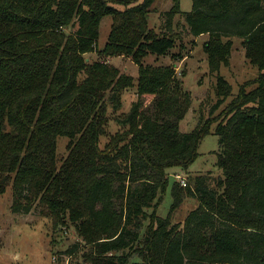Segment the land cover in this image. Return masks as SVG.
<instances>
[{
  "label": "trees",
  "instance_id": "obj_1",
  "mask_svg": "<svg viewBox=\"0 0 264 264\" xmlns=\"http://www.w3.org/2000/svg\"><path fill=\"white\" fill-rule=\"evenodd\" d=\"M124 1L136 3L117 13L102 51L136 60L138 101L127 132L101 149L110 106L134 87L117 67L85 58L101 51V23L114 10L105 0H0V196L12 186L14 213L37 210L55 227L73 226L81 241L65 254L81 264H264V0H192L190 12L173 0L160 33L148 24L157 0ZM177 17L193 37L208 36L211 73L229 65L235 38L260 73L237 95L218 74L211 114L233 98L213 132L222 175H197L185 187L177 180L163 218L156 206L167 170L188 171L211 134L206 122L180 131L192 101L173 66L141 63L175 47ZM59 138L69 140L61 166ZM188 199L197 208L174 223Z\"/></svg>",
  "mask_w": 264,
  "mask_h": 264
},
{
  "label": "rangeland",
  "instance_id": "obj_2",
  "mask_svg": "<svg viewBox=\"0 0 264 264\" xmlns=\"http://www.w3.org/2000/svg\"><path fill=\"white\" fill-rule=\"evenodd\" d=\"M114 10L103 19L100 27L98 48L100 52L87 54L85 58L89 63L105 62L109 66L117 67L123 75L134 78V87L120 92V105L117 110L109 109V124L106 135L101 138L100 147L108 149L112 147V140L124 135L128 128L123 124L134 103L138 101L137 79L139 65L130 55L115 54V50L105 48L114 19L118 12H124L135 5L125 3L124 0H105ZM140 3L143 0H137ZM174 5L173 0H157L149 15L148 24L151 30L160 33L163 22L160 15L169 11ZM192 0H180V8L183 12L192 10ZM175 47L165 56L157 57L149 55L142 60L143 65L169 66L172 65L179 79H182L184 89L191 96V106L180 123L182 133H191L195 129L202 131L203 124L211 128V134L207 135L200 144L199 158L188 171L179 168L167 170L169 184L164 195L161 196L156 213L166 218L172 208V188L177 182V176H182L188 184L191 178L197 175L212 173L214 177L222 175L217 167V153L219 152V138L213 134L216 125L223 120L232 97L227 99L218 110L211 114V109L218 102L216 85L218 74L224 77L232 86L233 95H237L242 86L248 91L252 90V83L259 76V69L246 58L243 47V39H232L233 48L229 65L222 64L220 72L213 74L210 71L208 56L204 51V43L208 36L193 37L184 25V21L177 17L174 21ZM153 98L141 99L144 111H151ZM69 140L59 138L57 141V158L61 166L69 154ZM114 145V144H113ZM13 189L10 186L6 193L0 196V264H81V258L72 260L65 251L78 241L77 231L73 226L60 225L55 227L51 218L42 216L39 211L33 210L30 214H16L12 211ZM198 201L188 199L184 205L172 214L174 223L183 224L187 215L197 208ZM148 223H146V226Z\"/></svg>",
  "mask_w": 264,
  "mask_h": 264
},
{
  "label": "built area",
  "instance_id": "obj_3",
  "mask_svg": "<svg viewBox=\"0 0 264 264\" xmlns=\"http://www.w3.org/2000/svg\"><path fill=\"white\" fill-rule=\"evenodd\" d=\"M178 181L181 183L182 186H186V180L182 176H177Z\"/></svg>",
  "mask_w": 264,
  "mask_h": 264
}]
</instances>
